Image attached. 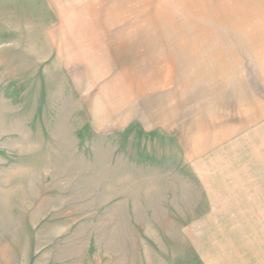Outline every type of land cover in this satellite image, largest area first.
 <instances>
[{
  "label": "rangeland",
  "instance_id": "rangeland-1",
  "mask_svg": "<svg viewBox=\"0 0 264 264\" xmlns=\"http://www.w3.org/2000/svg\"><path fill=\"white\" fill-rule=\"evenodd\" d=\"M0 264H264V0H0Z\"/></svg>",
  "mask_w": 264,
  "mask_h": 264
},
{
  "label": "crops",
  "instance_id": "crops-1",
  "mask_svg": "<svg viewBox=\"0 0 264 264\" xmlns=\"http://www.w3.org/2000/svg\"><path fill=\"white\" fill-rule=\"evenodd\" d=\"M228 94L230 96L234 93L229 91ZM229 96L228 98H230ZM248 112V107L244 105V101L242 102L240 98H237V100L229 99L228 113L222 112L223 115L219 114V116L216 117L217 121L214 118L215 124H212L211 127H202V130H207L198 133L201 138L199 144H192V147L187 151V158L190 160L193 159L194 161V171L197 172L204 169L206 173L204 178H210L207 179L209 180L210 199L216 202V204H212L213 209L228 206V137L237 135L236 132L244 130L248 126V123L257 121H253L256 118L249 119ZM243 113L247 114L243 115ZM217 122H219V124ZM212 150L214 151L212 152ZM230 153L232 152L230 151ZM209 171L214 173L212 174ZM232 192L234 193L235 199L239 197V193H237L235 189Z\"/></svg>",
  "mask_w": 264,
  "mask_h": 264
}]
</instances>
